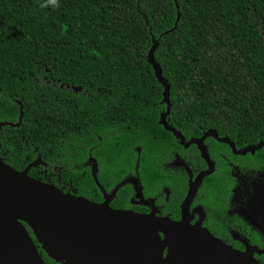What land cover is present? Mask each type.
<instances>
[{
	"label": "trees",
	"instance_id": "trees-1",
	"mask_svg": "<svg viewBox=\"0 0 264 264\" xmlns=\"http://www.w3.org/2000/svg\"><path fill=\"white\" fill-rule=\"evenodd\" d=\"M42 2L0 0V122L17 121L24 107L21 124L0 133L2 153L15 150L22 135L29 138L24 154L5 160L9 166L26 167L40 149L61 180L86 197L96 188L84 166L91 156L103 159L104 185L135 167L149 189L167 184L163 165L183 147L160 124L164 87L149 63L158 43L171 127L187 140L216 130L238 150L262 145L235 156L209 138L204 145L217 169L206 183L225 182V157L264 168V0H59V7L44 8ZM187 154L201 157L195 146ZM31 173L39 179L36 169ZM172 173L173 186L183 182Z\"/></svg>",
	"mask_w": 264,
	"mask_h": 264
},
{
	"label": "water",
	"instance_id": "water-1",
	"mask_svg": "<svg viewBox=\"0 0 264 264\" xmlns=\"http://www.w3.org/2000/svg\"><path fill=\"white\" fill-rule=\"evenodd\" d=\"M157 46L155 43L149 52V63L164 87L167 109L160 124L185 147L196 144L208 164V170L191 183L188 206L203 179L215 172V164L204 147L207 138L230 144L239 155L254 153L262 145L237 150L229 138H221L216 130L187 143L181 132L171 128L167 122L171 112L170 85L155 59ZM74 90L79 92L81 88ZM6 124L0 123V129ZM28 172L29 169L18 172L0 160V264H46L19 220L33 227L49 257L64 259L65 264H259L253 253L264 254L257 248L240 254L188 220L175 223L157 218L154 213L114 210L107 203L99 205L65 194L54 185L33 179ZM167 247L172 251L164 259Z\"/></svg>",
	"mask_w": 264,
	"mask_h": 264
},
{
	"label": "flooded vegetation",
	"instance_id": "flooded-vegetation-1",
	"mask_svg": "<svg viewBox=\"0 0 264 264\" xmlns=\"http://www.w3.org/2000/svg\"><path fill=\"white\" fill-rule=\"evenodd\" d=\"M23 108L24 107H18L20 114L17 121L0 122L8 123L0 129V133L5 126L16 128L21 124ZM113 134V141H119L120 132H118V134L114 132ZM99 137L102 139L101 136ZM44 138L45 136L43 135V139ZM199 138L201 137H191L188 140L185 138V140L188 143L193 139ZM209 138L204 141V144ZM16 143L17 146L15 150L6 149L7 151L3 150V153L0 145V160L5 162V160L10 157H16L17 154L20 155L18 152L24 154L29 147L28 135H22V141H17ZM181 144L183 153L173 151L168 161L163 165V168L167 171L168 183L161 185L157 190L149 189L148 186L144 185L138 173V167H135L134 171L126 173L121 179H114L112 184L106 183L104 185L100 183L98 178L105 165L102 158L90 157L91 154L89 155V163H84L86 171L90 172L96 185L94 189L93 185L91 186L88 193L89 197L77 195V190L73 188V184L62 181L58 175L60 168L57 166L52 168L47 161L43 160L39 153V148L36 159L22 169H16L15 167H13V169L18 172L29 169L28 175L33 179L54 185L65 194L84 197L95 204L101 205L107 203L114 210L131 211L140 215L154 213L157 218H167L169 221L175 223L188 220L191 225L199 226L203 230H206L213 237L222 241L226 246L240 254L247 253L250 248L264 250V168L250 166L248 163L237 164L233 158L225 157L229 166V170L225 173V182H222V179L217 177L214 183H206L207 181H211L209 178L214 175L217 169V162L215 161V164L211 160L215 164V172L203 179L191 203L186 206L191 183L197 179L198 175L208 170V164L196 144H192L189 147H185L182 141ZM222 144H226L233 155L239 156V154L233 152L230 144ZM193 146L201 153L203 162L201 161V157L192 159L188 156L187 152ZM134 151L140 154L142 149L137 146L134 148ZM47 152L49 153L51 150ZM179 157L185 163L178 160ZM123 159H126V156H124ZM26 161H28V157H25V162ZM5 163L7 164V162ZM34 163L36 165H33ZM185 164L189 166V169L186 168ZM32 169L37 170L35 174L39 179L32 176ZM172 172L184 176L183 182L173 186L172 180H170L173 174ZM125 181L129 182L125 183ZM19 221L27 230L37 248L39 256L46 264H65L64 259L56 260L49 257L42 243L38 240L33 227L24 220ZM160 236L162 239H165L163 232H160ZM171 251V247L165 249L163 254L164 259L169 256ZM263 256L264 254L253 253V258L259 264H264ZM10 264H13V262H10Z\"/></svg>",
	"mask_w": 264,
	"mask_h": 264
},
{
	"label": "clouds",
	"instance_id": "clouds-1",
	"mask_svg": "<svg viewBox=\"0 0 264 264\" xmlns=\"http://www.w3.org/2000/svg\"><path fill=\"white\" fill-rule=\"evenodd\" d=\"M59 7V0H44V2H42L40 4V7L44 8V7Z\"/></svg>",
	"mask_w": 264,
	"mask_h": 264
}]
</instances>
